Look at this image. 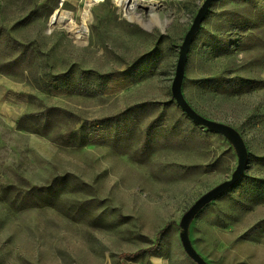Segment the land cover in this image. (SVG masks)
I'll use <instances>...</instances> for the list:
<instances>
[{
    "label": "rangeland",
    "instance_id": "374dc122",
    "mask_svg": "<svg viewBox=\"0 0 264 264\" xmlns=\"http://www.w3.org/2000/svg\"><path fill=\"white\" fill-rule=\"evenodd\" d=\"M133 1L94 4L82 32L88 0H0V264H196L180 221L238 164L172 95L205 0H144L131 18ZM183 93L249 152L241 181L193 220L192 243L209 264H264L252 188L264 179V0L213 1ZM141 249L153 251L127 256Z\"/></svg>",
    "mask_w": 264,
    "mask_h": 264
},
{
    "label": "water",
    "instance_id": "95a60500",
    "mask_svg": "<svg viewBox=\"0 0 264 264\" xmlns=\"http://www.w3.org/2000/svg\"><path fill=\"white\" fill-rule=\"evenodd\" d=\"M214 0H205L204 3L199 8L193 23L186 33L183 43L180 46L179 59L177 62L175 77L172 82V95L175 98L177 104L181 109L198 125L206 127L212 132H216L225 136V138L233 145L238 156V164L234 170L230 179L218 184L214 188L210 189L204 193L196 202L191 206V208L183 215L180 221V239L183 248L187 255L196 264H209L205 258L197 251L192 243L190 237V227L199 214L208 204L222 196L224 193L233 188L245 175V172L249 165V152L242 134L233 126L211 120L206 118L197 112L187 101L183 93V83L185 77V69L188 59V52L191 44L199 32L205 18L209 12V9Z\"/></svg>",
    "mask_w": 264,
    "mask_h": 264
},
{
    "label": "bare ground",
    "instance_id": "6f19581e",
    "mask_svg": "<svg viewBox=\"0 0 264 264\" xmlns=\"http://www.w3.org/2000/svg\"><path fill=\"white\" fill-rule=\"evenodd\" d=\"M117 5L118 6H122L124 7L128 0H115ZM105 2V0H88V6L84 9V18H83V24H82V32L83 31H87L88 30V23L87 21L91 18L92 14H91V7L94 5V4H101ZM145 1L144 0H135L131 3L130 7L127 8V14L129 15L130 14V17L133 18V16L131 15L132 13L135 12V15H137L136 13V7L139 5V4H143ZM149 2V1H148ZM151 6V5H150ZM125 8V7H124ZM153 9V8H152ZM59 12V11H58ZM139 18V17H138ZM52 22L54 21H57V22H64L66 23V25L69 27V28H73L75 27V22L73 20V18L71 17L70 14H61V13H55L54 16L52 17ZM68 20V21H67ZM80 29V28H79ZM79 31V30H78Z\"/></svg>",
    "mask_w": 264,
    "mask_h": 264
},
{
    "label": "trees",
    "instance_id": "16d2710c",
    "mask_svg": "<svg viewBox=\"0 0 264 264\" xmlns=\"http://www.w3.org/2000/svg\"><path fill=\"white\" fill-rule=\"evenodd\" d=\"M253 184H254L253 187H252L253 190L258 192V195H257L256 198H258V200H262L264 202V179H258V180L254 179L253 180ZM170 224L171 223L166 224L165 228L162 231H164L166 228H168V226ZM152 251H153V249H141L137 253L132 254V255L131 254H128L127 256L134 257L136 255H139V254H142V253H145V252H152Z\"/></svg>",
    "mask_w": 264,
    "mask_h": 264
}]
</instances>
